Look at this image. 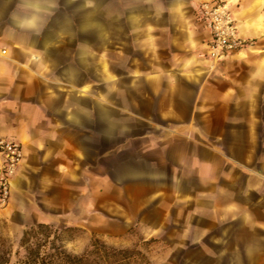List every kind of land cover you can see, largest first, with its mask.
<instances>
[{
	"label": "crops",
	"instance_id": "crops-1",
	"mask_svg": "<svg viewBox=\"0 0 264 264\" xmlns=\"http://www.w3.org/2000/svg\"><path fill=\"white\" fill-rule=\"evenodd\" d=\"M204 1L0 0V137L23 148L10 193L23 182L81 210L116 188L142 197L122 220L168 229L193 264H264V45L211 69ZM225 1L241 37L264 39V0ZM154 117L179 134L148 135ZM103 145L115 170L94 160Z\"/></svg>",
	"mask_w": 264,
	"mask_h": 264
},
{
	"label": "rangeland",
	"instance_id": "rangeland-1",
	"mask_svg": "<svg viewBox=\"0 0 264 264\" xmlns=\"http://www.w3.org/2000/svg\"><path fill=\"white\" fill-rule=\"evenodd\" d=\"M245 39L248 42V46L245 49H258L259 46L264 45V39L261 38ZM229 60L230 56L217 63L211 62L210 68L216 69L218 64L228 63ZM231 72H229V76H232L233 73ZM197 103H200V101H196ZM228 110L229 112L232 111V109ZM229 114L225 116L220 126L221 138L215 142V144L220 146L227 144L233 139V124L229 119ZM180 119L183 121L187 117L182 116ZM200 119V115L194 116L196 123H200ZM214 119H217V117H214ZM150 120L155 124L146 133L152 137L159 135L172 137V135L179 134L175 131L164 130L166 128L164 127L166 126L164 118L160 120L154 117L153 120L152 118ZM142 127L148 128L147 126ZM140 132L141 130H133L130 134H140ZM212 134L216 135V130L211 132ZM119 135L120 133L118 132L117 136L113 137L112 141L114 145L121 140L118 137ZM193 136L196 138V135L193 134ZM103 150L104 145L96 150L97 156L94 158L100 167L99 169L103 171L106 168H113V170L118 168L115 161L111 162L105 159L104 156H99V153ZM131 187V189L135 187L132 193L138 192L139 189H137V186ZM108 191L107 194L80 197L82 203L81 210L79 208L77 209V207L72 210V197L54 196L51 198L48 195H43L35 187H25L23 182L20 183L18 191L15 194L10 193L7 202L4 205H0V259L8 258L10 263L15 262L24 253L23 247H21L24 233L34 227L35 224L44 223L50 225L52 229L57 230L66 227L76 228L72 231L65 232L60 240L64 249L72 254H81L89 247L93 239H97L108 248L139 251L140 255L138 258L136 257V262L132 264H193V261L186 260L183 257V253L175 251L174 248H170L169 244L165 242L169 239L168 229L162 235L164 241H160L159 238H147L148 230L133 225L131 223L133 221L130 219H128L130 222H125V220L120 218L123 214L135 216L140 206L138 200L142 197L136 196L137 194L122 195L120 194V190L116 188ZM88 203L95 204L96 210L92 212L83 211V205H87ZM140 213L147 220L151 221V223H157L160 219L158 212L145 211L144 213ZM56 215H58L57 220L50 219ZM71 222L75 223V225H72ZM128 225H132L130 229H128ZM29 239L30 243L36 240L35 237H29Z\"/></svg>",
	"mask_w": 264,
	"mask_h": 264
},
{
	"label": "built area",
	"instance_id": "built-area-1",
	"mask_svg": "<svg viewBox=\"0 0 264 264\" xmlns=\"http://www.w3.org/2000/svg\"><path fill=\"white\" fill-rule=\"evenodd\" d=\"M197 15L209 33L207 57L211 62L223 61L234 51L248 46L247 39L239 35L233 12L225 0L199 3ZM0 54L4 55L5 50H1ZM22 157L19 142L0 137V205H4L10 197L11 179Z\"/></svg>",
	"mask_w": 264,
	"mask_h": 264
},
{
	"label": "trees",
	"instance_id": "trees-1",
	"mask_svg": "<svg viewBox=\"0 0 264 264\" xmlns=\"http://www.w3.org/2000/svg\"><path fill=\"white\" fill-rule=\"evenodd\" d=\"M73 229L76 228L57 230L48 224L37 223L23 235V255L13 263L8 258H1L0 264H132L140 255L135 250L108 248L97 239H93L81 254L69 253L60 240L65 232ZM29 237H35L36 240L30 243Z\"/></svg>",
	"mask_w": 264,
	"mask_h": 264
}]
</instances>
